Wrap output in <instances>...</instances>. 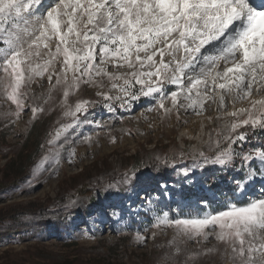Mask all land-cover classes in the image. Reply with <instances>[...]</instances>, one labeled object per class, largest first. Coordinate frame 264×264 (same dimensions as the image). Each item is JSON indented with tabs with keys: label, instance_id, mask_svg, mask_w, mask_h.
I'll return each instance as SVG.
<instances>
[{
	"label": "rangeland",
	"instance_id": "obj_1",
	"mask_svg": "<svg viewBox=\"0 0 264 264\" xmlns=\"http://www.w3.org/2000/svg\"><path fill=\"white\" fill-rule=\"evenodd\" d=\"M45 58L46 50H42V58L36 62ZM54 67L61 71L62 58H57ZM107 71L132 70L109 64ZM102 79V88L82 82L70 90L68 105L74 107L79 100L93 102L87 112L77 114L82 121L78 126L63 114L67 110L62 103L63 86L52 88L55 75L51 83L45 73L25 86L24 109L18 116L0 83V186L9 185L0 191L2 224H12L13 215L20 211L55 209L56 196L76 189L88 178L107 172L116 178L105 190L95 193L89 213H69L62 237L52 229L45 234L20 229L0 240V264H231L223 251H208L223 247L213 237L207 241L188 239L174 227L156 224L165 213L170 219L197 216L204 210L246 202L264 190L259 176L252 186L244 179L247 173L241 170L238 155L228 165L211 160L206 163L200 156L201 152L208 157L216 153L212 141L227 146L223 135L237 118L224 115L211 101L200 114L184 108L166 114L151 97H141L130 108L120 107V102L98 95L119 94L107 77ZM174 90L178 89L169 86V92ZM165 106L171 107L170 102ZM32 107L43 111L34 114ZM248 107L244 101L235 107L228 104L224 111ZM100 111L108 114L99 116ZM244 118L241 115L238 119ZM64 125H68L66 131ZM262 141L264 132L252 131L246 143L231 147L237 153H248ZM172 144L181 153L190 152L185 154L186 161L172 162L167 176L143 170L152 151L163 157ZM250 166L257 172L264 170L259 159ZM237 181H244L248 187L238 191Z\"/></svg>",
	"mask_w": 264,
	"mask_h": 264
},
{
	"label": "snow or ice",
	"instance_id": "obj_2",
	"mask_svg": "<svg viewBox=\"0 0 264 264\" xmlns=\"http://www.w3.org/2000/svg\"><path fill=\"white\" fill-rule=\"evenodd\" d=\"M42 50L48 58L36 62ZM57 58H62L59 72ZM109 64L132 71L108 72ZM45 73L50 83L56 76L53 89L63 86V114L77 126L82 122L77 114L87 112L93 102L68 105L70 90L82 82L102 88L103 77L119 94L98 95L124 108L151 97L166 114L180 108L200 114L211 101L237 119L223 135L227 146L212 141L216 153L200 156L206 163L228 165L238 155L246 181L264 180V170L250 166L256 159L264 164V141L248 153L231 147L248 141V131L237 132L241 127L264 132V0H0V83L16 106L15 115L24 109L25 86ZM169 86L178 90L169 92ZM244 101L247 109L224 111L228 104ZM241 115L246 118L239 120ZM246 187L244 181L236 182L238 191ZM161 224L188 239L213 237L223 247L208 251H223L231 264H264V190L246 202L197 216L170 219L165 213L156 226Z\"/></svg>",
	"mask_w": 264,
	"mask_h": 264
},
{
	"label": "trees",
	"instance_id": "obj_3",
	"mask_svg": "<svg viewBox=\"0 0 264 264\" xmlns=\"http://www.w3.org/2000/svg\"><path fill=\"white\" fill-rule=\"evenodd\" d=\"M242 131L252 132L251 129H243ZM256 133H260L259 129L255 130ZM157 150L152 151L149 160L146 162V166L143 170L148 173H152L155 176H167L172 170V162L180 163L187 160V155L190 152H179L174 148V144L170 146V150L161 157L156 153ZM167 161V163H165ZM98 177V178H97ZM88 178L83 184L68 193H64L54 198L56 204L55 209L40 208L36 211H20L13 215L14 222L10 225L2 224L0 217V240H3L9 236L10 233L19 231L20 229H32L34 233L41 232L42 234L48 233L52 229L58 237L64 235L63 228L65 227V221L72 211L78 210L85 214L89 213L88 208L95 201L96 192L103 191L109 187L116 178L112 172L104 173L103 175ZM111 183V184H110ZM8 186L1 185L0 191L5 190ZM73 198L75 200H70ZM33 236V235H32ZM66 263V262H65ZM63 263V264H65Z\"/></svg>",
	"mask_w": 264,
	"mask_h": 264
},
{
	"label": "bare ground",
	"instance_id": "obj_4",
	"mask_svg": "<svg viewBox=\"0 0 264 264\" xmlns=\"http://www.w3.org/2000/svg\"><path fill=\"white\" fill-rule=\"evenodd\" d=\"M106 114H108V113L107 112H103V111L102 112L101 111L97 112V115H99V116H103V115H106ZM255 182H256V180L253 179L248 184L252 186L253 184H255ZM261 184H262V186H264V180H262Z\"/></svg>",
	"mask_w": 264,
	"mask_h": 264
}]
</instances>
